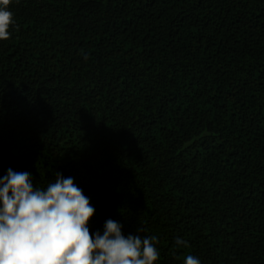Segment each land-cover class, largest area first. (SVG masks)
Listing matches in <instances>:
<instances>
[{
	"label": "trees",
	"instance_id": "16d2710c",
	"mask_svg": "<svg viewBox=\"0 0 264 264\" xmlns=\"http://www.w3.org/2000/svg\"><path fill=\"white\" fill-rule=\"evenodd\" d=\"M9 8L0 177H73L90 231L155 235L156 264H264V0Z\"/></svg>",
	"mask_w": 264,
	"mask_h": 264
},
{
	"label": "clouds",
	"instance_id": "9594fccd",
	"mask_svg": "<svg viewBox=\"0 0 264 264\" xmlns=\"http://www.w3.org/2000/svg\"><path fill=\"white\" fill-rule=\"evenodd\" d=\"M11 2L0 0V40L15 22ZM95 211L73 177L57 172L54 181L36 185L30 172L9 168L0 177V264H156L158 237L125 236L123 224L111 218L91 232ZM183 264L202 261L187 255Z\"/></svg>",
	"mask_w": 264,
	"mask_h": 264
}]
</instances>
